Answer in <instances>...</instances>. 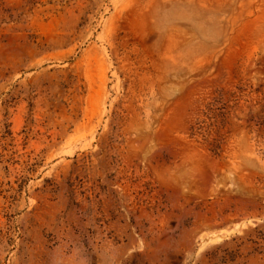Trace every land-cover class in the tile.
<instances>
[{
    "label": "rangeland",
    "instance_id": "1",
    "mask_svg": "<svg viewBox=\"0 0 264 264\" xmlns=\"http://www.w3.org/2000/svg\"><path fill=\"white\" fill-rule=\"evenodd\" d=\"M264 0H0V264H264Z\"/></svg>",
    "mask_w": 264,
    "mask_h": 264
},
{
    "label": "trees",
    "instance_id": "2",
    "mask_svg": "<svg viewBox=\"0 0 264 264\" xmlns=\"http://www.w3.org/2000/svg\"><path fill=\"white\" fill-rule=\"evenodd\" d=\"M253 239H250L249 242L261 250V253L264 254V223L257 225L255 228L250 230Z\"/></svg>",
    "mask_w": 264,
    "mask_h": 264
}]
</instances>
